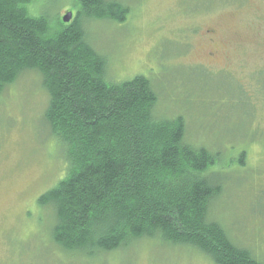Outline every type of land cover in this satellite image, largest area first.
Segmentation results:
<instances>
[{"label":"rangeland","instance_id":"1","mask_svg":"<svg viewBox=\"0 0 264 264\" xmlns=\"http://www.w3.org/2000/svg\"><path fill=\"white\" fill-rule=\"evenodd\" d=\"M117 1L128 8L125 22H83L108 81L146 77L158 97L155 116L183 118L186 142L217 156L210 173L224 189L210 219L264 263V0ZM73 2L34 0L28 9L57 29L75 16ZM49 99L38 71L0 94V264H212L156 240L97 259L57 248L55 212L38 204L68 168L66 147L44 118Z\"/></svg>","mask_w":264,"mask_h":264},{"label":"trees","instance_id":"2","mask_svg":"<svg viewBox=\"0 0 264 264\" xmlns=\"http://www.w3.org/2000/svg\"><path fill=\"white\" fill-rule=\"evenodd\" d=\"M33 2L0 0V94L26 71H38L49 94L44 118L66 147L68 168L38 204L55 212L57 248L97 259L156 240L212 264H264L210 219L224 189L210 173L217 156L186 142L183 118L155 116L158 97L146 77L108 81L107 61L88 43L83 22H125L128 8L74 0L72 23L53 29L29 13Z\"/></svg>","mask_w":264,"mask_h":264},{"label":"water","instance_id":"3","mask_svg":"<svg viewBox=\"0 0 264 264\" xmlns=\"http://www.w3.org/2000/svg\"><path fill=\"white\" fill-rule=\"evenodd\" d=\"M73 13L72 12H69L67 13L64 17H63V22L65 24H70L72 21H73Z\"/></svg>","mask_w":264,"mask_h":264},{"label":"flooded vegetation","instance_id":"4","mask_svg":"<svg viewBox=\"0 0 264 264\" xmlns=\"http://www.w3.org/2000/svg\"><path fill=\"white\" fill-rule=\"evenodd\" d=\"M74 16V15H73ZM75 17V16H74ZM74 17H73V19H74Z\"/></svg>","mask_w":264,"mask_h":264}]
</instances>
